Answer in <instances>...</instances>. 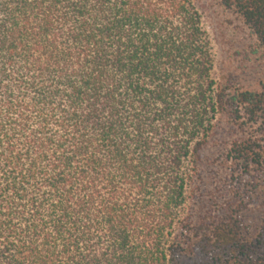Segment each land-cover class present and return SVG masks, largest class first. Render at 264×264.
<instances>
[{
  "label": "trees",
  "instance_id": "obj_1",
  "mask_svg": "<svg viewBox=\"0 0 264 264\" xmlns=\"http://www.w3.org/2000/svg\"><path fill=\"white\" fill-rule=\"evenodd\" d=\"M198 2L0 0V264H264V82L211 76Z\"/></svg>",
  "mask_w": 264,
  "mask_h": 264
},
{
  "label": "rangeland",
  "instance_id": "obj_2",
  "mask_svg": "<svg viewBox=\"0 0 264 264\" xmlns=\"http://www.w3.org/2000/svg\"><path fill=\"white\" fill-rule=\"evenodd\" d=\"M203 25L212 45L213 68L211 76L216 80H226L233 89L257 90L264 82V49L260 47L251 31L232 11L223 8L218 0H199ZM247 196L252 186H256L258 198L247 197L253 205L247 213L246 223L250 234L256 235L264 215L257 203L264 199V179L243 178L239 183ZM259 192V193H258ZM251 204V205H252ZM264 256V248L262 252Z\"/></svg>",
  "mask_w": 264,
  "mask_h": 264
}]
</instances>
